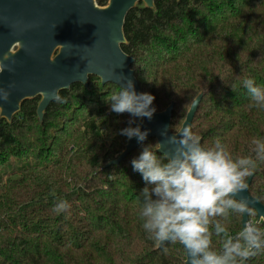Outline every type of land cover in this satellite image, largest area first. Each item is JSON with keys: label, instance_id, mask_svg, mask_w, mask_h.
I'll return each instance as SVG.
<instances>
[{"label": "trees", "instance_id": "16d2710c", "mask_svg": "<svg viewBox=\"0 0 264 264\" xmlns=\"http://www.w3.org/2000/svg\"><path fill=\"white\" fill-rule=\"evenodd\" d=\"M124 25L122 49L135 58L152 107L175 104L171 130H180L205 91L193 133L205 147L218 138L233 157L250 155L251 141L264 139V108L251 106L241 82L252 77L264 86V0H155L154 8H132ZM119 91L91 76L87 86L61 91L63 102L52 101L42 121L40 96L25 100L11 122L0 118V264H184L180 243L159 246L142 228L145 185L131 165L142 145L109 164L125 149L129 139L119 133L132 119L110 111ZM149 143L158 149L156 138ZM252 174L250 193L264 202V163ZM59 198L70 204L65 213L52 210ZM242 220L224 221L230 234ZM212 240L219 249L220 238ZM246 264H264V252Z\"/></svg>", "mask_w": 264, "mask_h": 264}, {"label": "clouds", "instance_id": "9594fccd", "mask_svg": "<svg viewBox=\"0 0 264 264\" xmlns=\"http://www.w3.org/2000/svg\"><path fill=\"white\" fill-rule=\"evenodd\" d=\"M8 58L5 55L4 59ZM4 68L0 65V72ZM241 83L251 106L264 108V86L252 77ZM0 93L7 101L9 92L0 89ZM54 99L63 102L59 89ZM154 99L150 93H137L131 80L108 99L110 111L132 117L119 134L128 139L135 137L142 145L139 155L131 160L133 171L141 175L145 185L138 194L142 228L156 242L180 243L188 264H246L264 252V229L249 221L233 236L224 221L232 214L255 215L241 193L247 190L246 178L258 163H264V139L251 141L250 155L233 157L218 138L212 146H203L201 138L187 125L169 137L173 149L158 155L162 145L156 149L153 144H144L148 131L136 124V118H152L156 111L152 107ZM69 209V202L59 198L52 210L61 214ZM213 235L220 238L219 249L213 247Z\"/></svg>", "mask_w": 264, "mask_h": 264}, {"label": "water", "instance_id": "95a60500", "mask_svg": "<svg viewBox=\"0 0 264 264\" xmlns=\"http://www.w3.org/2000/svg\"><path fill=\"white\" fill-rule=\"evenodd\" d=\"M140 3L155 7V0H109L105 6L97 0H0V65H5L0 89L9 92L7 101L0 93V118L11 122L25 100L40 96L37 114L42 121L56 89L60 96L75 83L87 86L91 76L99 77L103 85L119 87L131 80L137 93L145 92L132 68L135 58L122 49L127 43L125 19ZM204 94L200 92L192 101L180 130L187 125L193 129ZM174 106L172 102L162 112L155 111L151 119L142 118L141 130L148 131L143 143L156 138L158 149L162 145L160 153L174 147L168 143L174 134ZM139 146L135 137L129 139L121 155L109 164L117 165ZM253 176L247 178V190L241 195L248 198L257 221L264 224V202L250 193ZM249 220L250 216L243 215L242 228ZM184 264H188L187 253Z\"/></svg>", "mask_w": 264, "mask_h": 264}, {"label": "built area", "instance_id": "2783aa9c", "mask_svg": "<svg viewBox=\"0 0 264 264\" xmlns=\"http://www.w3.org/2000/svg\"><path fill=\"white\" fill-rule=\"evenodd\" d=\"M249 221L253 222L254 224H263L262 221L258 222V221H257V218H253V219L250 218Z\"/></svg>", "mask_w": 264, "mask_h": 264}, {"label": "rangeland", "instance_id": "374dc122", "mask_svg": "<svg viewBox=\"0 0 264 264\" xmlns=\"http://www.w3.org/2000/svg\"><path fill=\"white\" fill-rule=\"evenodd\" d=\"M17 48H18V46H16V47L13 49V51L15 52ZM0 114H1V110H0ZM5 179H6V178H5ZM0 193H1V190H0ZM251 218H252V219H253V218H256V216L254 215V216H252Z\"/></svg>", "mask_w": 264, "mask_h": 264}, {"label": "flooded vegetation", "instance_id": "af4514ba", "mask_svg": "<svg viewBox=\"0 0 264 264\" xmlns=\"http://www.w3.org/2000/svg\"><path fill=\"white\" fill-rule=\"evenodd\" d=\"M257 216V215H256Z\"/></svg>", "mask_w": 264, "mask_h": 264}]
</instances>
